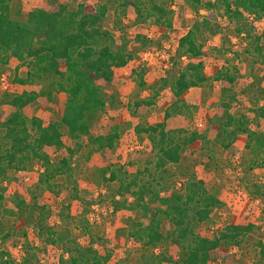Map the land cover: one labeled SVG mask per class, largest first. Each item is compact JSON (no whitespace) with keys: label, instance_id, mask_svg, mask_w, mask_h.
<instances>
[{"label":"rangeland","instance_id":"374dc122","mask_svg":"<svg viewBox=\"0 0 264 264\" xmlns=\"http://www.w3.org/2000/svg\"><path fill=\"white\" fill-rule=\"evenodd\" d=\"M79 1L100 4L106 0ZM154 1L166 4L170 25H159L156 16L137 19L130 5L120 14L110 3L102 26L118 35L114 21L121 19L132 58L115 70L111 81H98L108 100L102 110L90 115L89 135L72 139L63 128V146L45 149L53 164L67 158L70 172L57 175L50 187L44 188L45 182L39 183L44 168L38 159H31L23 170H9L1 179L0 250L17 262L26 258L23 264H71L77 247H91L106 258L104 264H172L192 236L211 237L228 223H251L253 229L238 245L212 250L210 264H264V154L246 147V134L235 129L236 120L244 115L249 129L264 132L260 115L264 112V59L257 56L253 40L263 30L264 17L247 14L241 19L251 32L247 37L245 31L237 34L236 27L241 25L223 10L200 7L199 18L208 16L212 23V30L205 34L207 55L199 58L207 80L188 88L174 106L172 91L166 88L155 94L153 84L184 64L179 62L185 59L171 58L178 38L192 26L194 14L183 0ZM59 3L72 4L73 0H11L10 15L24 21L31 6L49 8ZM138 34L143 39L136 40ZM259 44L264 46V37ZM219 68L236 70L229 96L214 79ZM25 70L19 61L10 59L0 73V115L10 112L5 100L26 89L37 96V103L20 110L24 117L35 116L45 124L59 120L68 94L53 91L48 98L42 84L16 83L15 76H23ZM141 79L143 86L138 85ZM166 108L169 116L165 119ZM162 121L178 141L190 132L203 136L185 145L178 163L163 170L155 167V149L146 133L135 129ZM113 132L119 137L111 148L98 147L89 139ZM125 169L131 174L141 172L140 178L152 183L159 196L184 192L187 180L201 179L223 205L214 208L206 221L192 219L187 239H181L169 217L162 214L163 205L153 212L159 202L151 194L140 200L124 194L122 185L129 176ZM111 171L117 178L109 179ZM17 199L24 205L19 207ZM33 201L47 208L46 222L52 233L39 230ZM152 217L160 221L162 239L147 245L140 230Z\"/></svg>","mask_w":264,"mask_h":264},{"label":"trees","instance_id":"16d2710c","mask_svg":"<svg viewBox=\"0 0 264 264\" xmlns=\"http://www.w3.org/2000/svg\"><path fill=\"white\" fill-rule=\"evenodd\" d=\"M183 1L194 14V22L186 33L178 38L171 59L178 61L185 59L179 62L184 64L171 72L167 71L166 76L160 77L153 84L155 94L157 90L166 88L172 91L176 97L171 104L174 106L188 88L199 86L207 80L203 72V60L199 58L207 55L205 34L212 30V23L208 16L199 18L200 7H205L209 11L223 10L229 19H234L241 25L236 27L237 34L245 31L247 37L251 36V32L249 28L244 27L246 24L242 23L241 19L247 14L258 18L264 17V0ZM10 2L11 0H0V73L10 59H15L26 68L23 76H15L16 83L27 86L42 84L48 98L53 91L66 92L68 97L63 103L61 118L49 120L46 124L35 116L27 119L20 111L27 105L37 103V96L34 93L30 94L25 89L5 100L10 112L4 117L0 115V128L3 129L0 133V181L6 177L9 170H23L28 161L38 159L44 168L39 175V183L41 184L43 180L44 188L50 187L52 179L57 175L70 172V165L67 158H61L53 164L45 149L63 146V128H66L72 139L78 140L82 135H89L90 115L102 110L108 100L107 93L100 88L98 81H111L115 70L125 66L132 58L130 40L125 35L121 19L117 18L114 21L115 28L119 30L118 35L102 26L110 9V3L112 2L111 7L115 11L123 15L130 5L137 19L142 17L141 19L144 20L148 15L156 16L155 21L162 26L170 25L168 11L166 4L163 5L161 1L156 3L154 0H106L100 4L73 0L72 4L59 3L49 8L31 6L26 19L20 21L11 17ZM231 23L234 25L235 22ZM262 37H264V25L260 36L253 38L257 56L264 59V46L259 44ZM138 39H143V36L136 35V40ZM175 62L178 64L177 61ZM141 74H139L140 78ZM214 79L220 81L223 94L229 96L231 86L236 80V70L219 68L214 73ZM138 85L143 86L144 81L139 80ZM260 115L264 119L263 111ZM168 116L169 108H166L164 118ZM244 117L243 115L236 120L235 129L246 134V147L264 154V132H260L259 129H249L247 122L242 119ZM135 129L139 133H146L155 149V167L161 170L166 169L164 168L166 165L178 163L184 146L203 137L202 134L190 132L188 136L178 141L170 135L169 130L165 129V121L146 126L137 125ZM118 137L119 135L113 132L96 137L90 136L89 139L98 147L111 148L115 138ZM126 171L127 169L125 173ZM137 173H126L129 176H127L128 181L122 185L124 194L134 195L135 200L151 194L152 198L159 202L154 204L153 212L156 214L158 207L163 205V211H159L169 217L171 225L181 239H187L191 231L189 224L192 219L199 222L206 221L214 208L223 205L221 200L207 191L201 179L187 180L184 192L173 191L169 195L159 196L153 184L145 179L142 180L141 172L138 170ZM115 178H117L116 174L111 171L109 179ZM3 198L0 187V212L3 208ZM16 201L19 207L24 205L23 200ZM114 203L115 206L119 204L117 201ZM31 205V208L39 214L37 222L39 230L52 233L46 222L49 213L47 208L37 201H33ZM159 223L158 219L152 217L142 226L140 232L146 236L147 245H155L162 239ZM252 229L251 223H228L211 237L194 235L188 239L181 255L173 260L172 264H210L212 250L220 248V245H238L240 239ZM105 259L91 247H77L76 254L70 261L71 264H104ZM23 262H17L10 254L0 250V264H23Z\"/></svg>","mask_w":264,"mask_h":264},{"label":"crops","instance_id":"0c3cea01","mask_svg":"<svg viewBox=\"0 0 264 264\" xmlns=\"http://www.w3.org/2000/svg\"><path fill=\"white\" fill-rule=\"evenodd\" d=\"M121 68V67H120Z\"/></svg>","mask_w":264,"mask_h":264}]
</instances>
